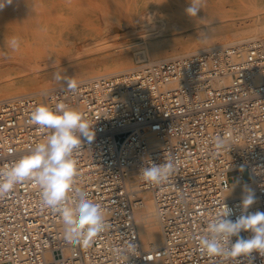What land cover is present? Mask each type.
<instances>
[{"label": "built area", "instance_id": "2783aa9c", "mask_svg": "<svg viewBox=\"0 0 264 264\" xmlns=\"http://www.w3.org/2000/svg\"><path fill=\"white\" fill-rule=\"evenodd\" d=\"M77 82L75 92L63 84L0 100V168L51 134L28 122L36 106L62 102L78 109L93 124L94 139L81 137L74 152V187L101 205L109 226L87 249L69 243L59 215L42 209L38 188L24 182L0 198V264H236L205 255L198 240L223 203L233 209L227 219L240 215L242 198H229L237 182L254 188L249 212H264V36ZM227 133L239 145L215 149L214 137ZM168 158L178 164L167 182L141 179L142 167ZM133 181L152 194L163 236L148 251L135 222L141 200ZM129 241L136 255L117 257L113 250ZM238 259L264 264L255 252Z\"/></svg>", "mask_w": 264, "mask_h": 264}, {"label": "clouds", "instance_id": "9594fccd", "mask_svg": "<svg viewBox=\"0 0 264 264\" xmlns=\"http://www.w3.org/2000/svg\"><path fill=\"white\" fill-rule=\"evenodd\" d=\"M8 3L11 0H0V9ZM203 4L204 0H190L186 14L196 18ZM21 42V36H13L8 47L13 52L18 51ZM55 79L66 80V88L70 91L78 89V82L72 77L63 78L57 74ZM28 122L40 130H51V134L36 143L26 155L0 168V198L11 194L17 185L30 181L39 190L40 207L59 215L64 239L87 249L109 226L101 205L89 200L82 188L74 187L78 175L74 152L82 145L81 137L89 142L94 139L93 124L81 111L62 102L54 108L45 104L36 106L29 114ZM238 140L239 137L227 133L214 137L212 143L217 150L230 149L239 145ZM177 164L171 158L160 164L150 162L140 169L139 176L152 186H160L177 170ZM242 191L238 205L240 215L235 221L227 219L233 209L224 203L221 212L206 219L205 233L198 240V247L205 255L235 261L236 264H241L238 258H250L254 252L264 256V212H249L256 203L255 193L247 185ZM242 231H250L252 235L244 238L240 235ZM233 237H236L235 242ZM113 251L117 257L126 256L128 259L129 255H136L137 247L129 241L126 248L117 247Z\"/></svg>", "mask_w": 264, "mask_h": 264}, {"label": "rangeland", "instance_id": "374dc122", "mask_svg": "<svg viewBox=\"0 0 264 264\" xmlns=\"http://www.w3.org/2000/svg\"><path fill=\"white\" fill-rule=\"evenodd\" d=\"M74 1L76 0H11V3L0 9V83L6 80L18 82L26 79L32 72L24 67L26 62H29L31 54L36 55V60H39L38 63L36 61L37 71L44 81L56 80L57 74L61 77H69L70 74L76 76L82 72L81 67L98 64L93 63V60L101 59L105 65L113 64L115 51L112 47L129 36L133 40H138L143 34L147 39H151L150 37L172 35L185 26L188 34L199 30L202 25L215 23L213 27L220 26L229 23L228 20L209 21V18H213L209 17L211 14L209 11L222 9L226 12L240 8L244 0H226L228 6L225 7L203 4L204 8L198 12L195 20L185 12L187 7L184 4L190 3V0H77V3ZM91 3L94 5L91 6ZM201 19L208 21L203 22ZM17 35L22 37V42L19 50L13 52L8 47V42L11 37ZM204 36L199 35L196 39H203ZM183 38H177L176 45L189 42L186 37L184 40ZM129 55L133 60L134 56ZM70 65L75 68L67 69Z\"/></svg>", "mask_w": 264, "mask_h": 264}, {"label": "bare ground", "instance_id": "6f19581e", "mask_svg": "<svg viewBox=\"0 0 264 264\" xmlns=\"http://www.w3.org/2000/svg\"><path fill=\"white\" fill-rule=\"evenodd\" d=\"M217 1L216 0H204V4H210L213 7H217V6L225 7L227 5L226 0H219L218 2ZM179 4H180V1H179ZM92 5L94 4L91 3V6ZM184 6L188 7L189 3H185ZM203 8L204 7H202V10ZM263 9H264V0H244L242 1L240 8H234L228 11L226 10V12L225 10H222V9L213 10V12L209 11V13H211L209 17H213V18H209V21L211 20L213 21L216 19H221V20L224 19L223 22H225V19L226 21L228 20L229 23H226L220 26L218 25V26L213 27L215 23L202 25V27H200L199 30H196L189 34L187 32V26H185V27L180 28L178 32L172 33V35H167L163 37L161 36L160 38H155V37L153 38L149 36L151 39H147L146 37H144L143 34L139 36L140 39L138 40H133L129 36V38L121 41L117 45L113 44L114 46L112 48H113V51H115L114 52L115 62L113 64L105 65L104 63H102L101 59H99L98 61L93 60L92 61L93 63L97 62L98 64L90 65L88 67H81L82 72L80 73L79 71L80 74L76 76H71V74L70 73L69 74L72 78L79 81V80L88 79V78L96 77V76L103 75V74H108V73L121 71V70L128 69V68H132V67L137 66V65H134L135 63L141 64V63H146V62H157L161 60H167V59L175 58V57H178L184 54H188L191 52L199 51L202 49H206L209 47H213V46H217V45H221L225 43L240 41V40L254 38V37H263L264 36V10ZM203 14H204V11L202 12V15ZM205 14H207V12ZM20 19L23 20V18L21 17ZM199 20L200 19L198 18V21ZM201 20H203V22L208 21L205 19H201ZM129 21H131V19ZM110 28L113 29V27H110ZM117 28L118 27H116V29ZM123 33L125 34V32ZM144 34H146V32ZM199 35H205V36L203 39L200 37L202 40L201 39L198 40L199 38L196 39V37ZM116 37L118 38L117 35ZM183 37L184 38L186 37L187 40H189V42L187 44L176 45V43L178 42L177 38H183ZM113 42L115 43L116 41H113ZM182 43H186V42H182ZM129 54H132L134 56L133 60L129 58L131 57ZM30 57H29V62H26V65L24 67L26 69H29L30 71L32 70V72L29 74V76L26 79L21 80V81L18 80V82L6 80L8 77L6 79L4 78L6 81L3 83H0V100L15 97L18 95L27 94V93L42 91V90H46V89H49L55 86L67 84L66 80H62L61 82L58 80H54V79L44 81V79L40 77L37 71V67H38L37 63L39 60L38 61L36 60V55L32 56L31 54ZM110 61H111V58H110ZM72 68H75V67H73L72 65L67 67V69H72ZM63 78H67V77L63 76ZM245 185H247L249 188H251L254 191V188L251 185V183L246 182V181H240V182L235 183L232 186V189L230 190V193H229V198L231 199L242 198L243 196L242 189ZM131 187L133 188L132 191L134 193V197L136 199L141 200V204L136 207L134 211V215H135V222L137 225V231H138L139 238L141 241L142 249L145 251H148V250L158 248L162 245L163 236H162L160 224H159V221L156 215L155 204H154L152 194L148 190H144L143 188L141 189L138 186V183L136 181L132 182Z\"/></svg>", "mask_w": 264, "mask_h": 264}]
</instances>
